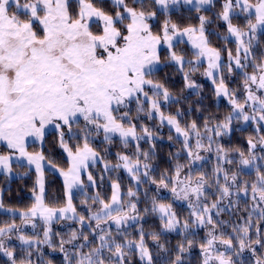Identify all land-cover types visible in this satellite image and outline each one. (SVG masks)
Segmentation results:
<instances>
[{
    "label": "snow or ice",
    "instance_id": "snow-or-ice-1",
    "mask_svg": "<svg viewBox=\"0 0 264 264\" xmlns=\"http://www.w3.org/2000/svg\"><path fill=\"white\" fill-rule=\"evenodd\" d=\"M213 9L217 0H0V174L11 178L14 168L35 174L31 205L8 209L18 212L20 225H0L8 264H53L45 248L62 254L63 264H134V258L186 264L196 246L199 264H244L245 252L264 264V167L257 163L264 161V0H220ZM165 66L181 76V91L202 100L193 79L199 73L229 112L185 119L193 111L179 106L187 97L156 78ZM234 77L237 87L229 83ZM173 104L175 112L165 110ZM234 122L255 125L246 150L223 143ZM164 127L179 148L157 175L156 140ZM116 143L113 163L108 156ZM210 158L215 164L206 172ZM244 169H255V179H242ZM46 170L62 179V193L51 199ZM121 170L130 180L126 190L111 178ZM106 178L110 195L99 190ZM143 185L171 199L145 189L141 201ZM148 216L158 230H146ZM171 233L180 237L175 246L165 236Z\"/></svg>",
    "mask_w": 264,
    "mask_h": 264
},
{
    "label": "trees",
    "instance_id": "trees-1",
    "mask_svg": "<svg viewBox=\"0 0 264 264\" xmlns=\"http://www.w3.org/2000/svg\"><path fill=\"white\" fill-rule=\"evenodd\" d=\"M219 2L220 0H217V9L219 8ZM217 9H213V12ZM207 15H212V12L206 13ZM183 15L185 17H188L189 15L192 18V22H195V13H189L187 9L184 10ZM174 19L177 17L174 16ZM184 22H187L185 20ZM213 43L216 44L219 47H223L224 45L217 41L215 38H213ZM228 47H231L234 49L235 45L233 43L228 44ZM166 51L161 50V56L162 58L166 56ZM202 71V69H201ZM157 79H160L161 81L165 82L167 87L170 88V90L173 91L174 94H178L182 97H187L186 100H182L180 107H182L185 111L188 110L189 106L191 105L193 111L191 116L186 117L185 119H197L199 117H204L208 115H216L219 117H223L229 112V107L221 102H217V100L212 95V86L209 83L202 82L200 85H202V90L200 92V96L203 97L201 100L200 97H197L193 90H184L181 91L184 88L183 80L181 76L175 72L174 68L171 66H165L163 67V70L158 72ZM231 87H237L240 83L239 77H234L233 81H230ZM198 104L203 105V111L197 112L195 111L196 106ZM177 105L173 104L170 107H167L166 111L175 112ZM202 122V120L200 121ZM149 126L151 127L153 122H148ZM240 123H233V132L231 136L225 137L223 140V143H225L228 146L231 147H240L246 150L247 148V138L250 135H254V127L255 125H246V126H240ZM160 139L156 140V160L154 161V164L157 166L156 174L159 175V172L165 168H168L173 161L169 159V153H175V151L179 148V145L175 142H169L167 137L169 135V129L167 127H164L159 131ZM52 140L53 137L51 134L48 136V146L51 148L52 146ZM145 149H147L148 145L143 144L142 145ZM97 147L102 148V145L99 144V141H97ZM3 147L0 146V151H3ZM30 150H35V146L30 148ZM120 150L119 143L114 144L111 147V155L108 156V159L112 160L113 163H115V153ZM55 158L57 161L61 164H63L65 160V156L63 153H61L58 149L55 150ZM183 162V161H181ZM215 164L214 158H210V162L206 163L203 166V170L208 172L211 171L212 167ZM260 166L264 167V161L259 164ZM102 166L97 165L96 168L91 169L94 175L99 173V170ZM25 171L24 168H14V177L7 179L5 176L0 175V199H2L4 208L5 209H13V210H23L31 205L32 199H31V187L33 185V181L35 179L34 172L30 174L29 176H22L21 174ZM112 179L119 178L122 187L126 190L127 187L130 185L129 177L126 173H124L122 170L119 173H112L111 174ZM242 179L245 180H254L255 179V169H253L249 173H244L242 176ZM45 180H46V189L49 195V199H51L53 196L62 193V182L60 179L54 175L51 172L46 171L45 172ZM145 189L148 190L149 196L157 195L158 198L161 200H164L165 202H168L171 199V196L169 195H161L160 193L164 190H159L157 192L154 185H143L140 189L141 191V201H143V192ZM103 195H110V184L108 179L106 178L104 184L99 189ZM91 191H89V195H91ZM83 197L80 196L79 193L76 194V198L74 199V203L77 205L78 211H83L80 200ZM146 205L142 202L139 207L143 209ZM241 207H243V204H241ZM177 211L182 215H187V210L184 205L176 204ZM227 218V217H225ZM15 222L18 224L20 222V219L18 217H11L8 216L5 213L0 212V225H3L4 223H12ZM145 228L146 230H158L159 228V222L158 220L153 216H148L145 218ZM55 230H63L60 225L55 226ZM30 234V233H29ZM133 235H135V231L132 232ZM204 230H200L198 235L195 237L197 241H199L204 236ZM167 240L169 241L171 246H175L177 241L180 239V237L176 233L171 234H165ZM149 244L151 246V241H149ZM17 249V255H20V248L19 245H14ZM186 264H199L200 261V254H199V247H193L191 252L189 254H186ZM242 260L244 264H253V262L250 261V258L248 255H242ZM35 259V257H33ZM44 259L48 260L51 259L53 261V264H63V257L62 254L59 252H53L51 249L45 248L44 249ZM0 264H8L7 258L4 257L2 254H0ZM134 264H138V260L134 258Z\"/></svg>",
    "mask_w": 264,
    "mask_h": 264
},
{
    "label": "rangeland",
    "instance_id": "rangeland-1",
    "mask_svg": "<svg viewBox=\"0 0 264 264\" xmlns=\"http://www.w3.org/2000/svg\"><path fill=\"white\" fill-rule=\"evenodd\" d=\"M193 79H195L196 81H197V83L198 84H200V83H202V82H206V83H209L210 85H211V83H210V81H208L207 79H205L203 76H201L199 73H197L194 77H193ZM190 91H192V90H190ZM217 102H221V103H224V104H226L227 105V102L226 101H224L223 99H221V100H217ZM228 106V105H227ZM229 107V106H228ZM240 126H246L245 124H243L242 122H241V124H240ZM263 161H258L257 163H258V165L259 164H261ZM253 169H244V173H249V172H251ZM46 171H48V172H51L50 170H46ZM123 171V170H122ZM124 172V171H123ZM52 173V172H51ZM125 173V172H124ZM54 175H56L59 179H60V181L62 182V179L59 177V175L58 174H56V173H53ZM0 175H3V174H0ZM4 176V175H3ZM14 177V174L12 175V177L11 178H13ZM7 179H10V178H8V177H6ZM77 194V193H76ZM161 195H169L170 196V193H168L166 190H164V191H162L161 193H160ZM178 204H181V203H179V202H177ZM181 205H183V204H181ZM0 212H2V213H5V214H7L8 216H11V217H18L19 218V216H18V212L14 215L12 212H9L8 211V209H5V208H3V209H0ZM20 223H21V221L17 224V225H20ZM25 232H27V233H31V229L30 228H26L25 229ZM11 244L14 246V245H19V246H21L20 244H19V242L13 237V239H12V241H11ZM242 255H248L249 256V258H250V261L251 262H253V258L251 257V255H250V253H248V252H245V253H243ZM5 257V256H4ZM7 258V257H6ZM242 259V258H241Z\"/></svg>",
    "mask_w": 264,
    "mask_h": 264
}]
</instances>
